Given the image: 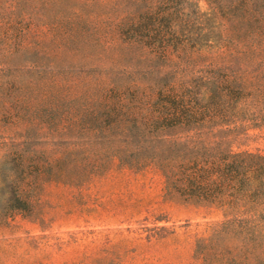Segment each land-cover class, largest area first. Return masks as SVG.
I'll return each instance as SVG.
<instances>
[{"label":"rangeland","instance_id":"1","mask_svg":"<svg viewBox=\"0 0 264 264\" xmlns=\"http://www.w3.org/2000/svg\"><path fill=\"white\" fill-rule=\"evenodd\" d=\"M190 1L204 15L214 6L227 8L218 18L224 46L212 53L178 50L158 63L160 71L178 78L214 65L264 89V0H232L228 7L220 0ZM145 4L0 0V264L251 262L237 221L252 212L185 195L155 166L130 170L112 146L128 137L132 146L152 147L166 156H193L196 145L264 153V108L251 120L168 127L162 139L148 135L141 144L132 136H114L110 142L77 117L48 123L36 114L41 91L26 85L54 79L69 86L61 92L72 93L78 92L75 83L129 81L138 76L135 66L150 67L142 60L113 57L106 47L112 40L118 43L113 27L118 18ZM71 13L88 18L91 32L85 38L72 42L40 34L48 27L50 32L63 28ZM121 68L126 73H119ZM256 233L263 241L264 230Z\"/></svg>","mask_w":264,"mask_h":264},{"label":"trees","instance_id":"2","mask_svg":"<svg viewBox=\"0 0 264 264\" xmlns=\"http://www.w3.org/2000/svg\"><path fill=\"white\" fill-rule=\"evenodd\" d=\"M125 1L146 4L139 11L117 16L119 20L113 27L117 31L114 41L118 43L108 42V54L132 62L142 60L150 67L135 66L138 76L129 81L122 77L119 83L110 85L75 83L78 92L72 93L61 92L69 86L54 79L26 85L41 91L36 114L42 120L51 123L56 117H77L96 134L106 135L110 142L114 136H132L141 144L148 135L162 139L161 132L168 127L187 122L206 126L213 121L228 124L251 120L264 108V89L236 72L207 65L177 78L160 71L162 66L158 63L170 59L178 50L212 53L222 48L226 37L218 18L227 14V8L214 6L213 13L204 15L190 0ZM220 1L227 4L232 0ZM87 23L88 18L71 13L63 28L61 25L59 30L50 32L52 28L48 27L47 32L40 34L75 42L90 34ZM119 73L126 72L121 68ZM122 143L112 149L120 162H128L126 168L141 171L155 166L163 172L166 182L185 195L235 203L246 213L252 212L237 222L245 234V253L251 260L248 264H264V240L260 241L256 233L264 230V209H259L260 204L264 208V153H230L210 145H196L193 156H166L164 151L151 149L150 143L147 145L151 148L132 146L128 137ZM11 191L16 193L13 188ZM15 200L19 202L18 198Z\"/></svg>","mask_w":264,"mask_h":264}]
</instances>
